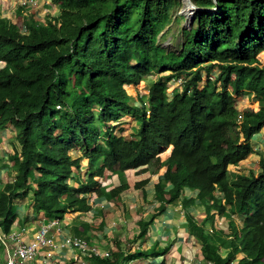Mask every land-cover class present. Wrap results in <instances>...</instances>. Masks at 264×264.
I'll use <instances>...</instances> for the list:
<instances>
[{
    "label": "trees",
    "instance_id": "obj_1",
    "mask_svg": "<svg viewBox=\"0 0 264 264\" xmlns=\"http://www.w3.org/2000/svg\"><path fill=\"white\" fill-rule=\"evenodd\" d=\"M51 1L57 14L30 16L26 31L0 9V130L13 126L17 141L9 155L16 177L0 188V225L11 229L15 200L28 194L50 220L88 211L96 182L71 183L84 157L90 168L99 162L93 181L105 168L154 167L173 145L164 163L175 170L157 184L158 198L202 202L205 219L189 220L205 264H264V157L258 173L228 170L255 153L251 141L264 128V0H192L199 8L178 48L164 38L184 17L176 14L181 0ZM209 65L216 75L204 78ZM143 79L147 97L137 104L127 86ZM172 81L179 85L170 92ZM235 94L253 95L259 109L241 115ZM124 116L138 126L128 131ZM187 189L196 197L183 196ZM212 211L229 218L228 232H209Z\"/></svg>",
    "mask_w": 264,
    "mask_h": 264
},
{
    "label": "crops",
    "instance_id": "obj_2",
    "mask_svg": "<svg viewBox=\"0 0 264 264\" xmlns=\"http://www.w3.org/2000/svg\"><path fill=\"white\" fill-rule=\"evenodd\" d=\"M15 3H20V0H0V9L3 11L8 4ZM135 122L133 121L134 124ZM3 130H0V151H4L9 145L8 139L1 134ZM10 147L14 151V146ZM171 151L172 147H168L160 153V163L154 167L142 166L124 172L118 168H105L95 175L93 181L90 178L93 171L90 173L92 168L88 165L89 159L84 157L82 167L74 171L71 183L77 188L87 182H96L93 191L87 194L90 209L67 213L62 218V230L54 227L50 231L55 242L59 245L65 242L67 237L82 236L90 245L113 253L117 264H205L202 243L198 236L191 232L189 220L191 218L196 223H201L205 219L206 208L202 202L195 199L193 204L185 207L184 197L172 203L167 202L169 194L164 195V200L158 198L157 184L169 167L175 170L173 164L164 163L170 157ZM7 155L9 157L11 154L7 152ZM73 155L77 157L81 153L74 150ZM2 157L0 154V158ZM259 157H264V153ZM16 174L14 168H0V188L7 182L14 181ZM124 183L127 188L114 196L108 195ZM170 187V183L165 184L167 190ZM196 195L197 191L189 189L183 194L189 198H195ZM212 213L213 219L220 222L218 215L221 213ZM49 221L45 213L37 209L32 194L15 200L11 228H25V237L31 238ZM235 222L239 223L238 218ZM210 226L211 224L208 228ZM1 256L3 255L0 251ZM89 258L79 249L58 246L53 259H48L42 250L33 264H91Z\"/></svg>",
    "mask_w": 264,
    "mask_h": 264
},
{
    "label": "rangeland",
    "instance_id": "obj_3",
    "mask_svg": "<svg viewBox=\"0 0 264 264\" xmlns=\"http://www.w3.org/2000/svg\"><path fill=\"white\" fill-rule=\"evenodd\" d=\"M181 5L177 8L176 14L177 15H183L184 17L182 19H180V21L174 22L170 25V30L168 31V33L166 34V37L164 38V44L165 45H169L171 48H178L179 44L181 43V29L182 27H188L190 28L194 19V13L196 10H194L190 5L189 2L186 0H181ZM189 5V7H188ZM20 4L19 3H15V4H8L6 6V8H4L3 10V15L10 18L13 22L17 23L18 26L20 27L21 30H25L26 28V22L27 19L30 16H35V18L41 22H45V18H47L49 15H55L58 12V6L57 5H53L51 0H38L37 5H33V6H29L27 9H25L24 11H20L19 9ZM260 59L262 60V62H264V52H262L259 55ZM4 65L3 62H0V68ZM215 66L213 65H209L206 71V74L204 78H206V76L209 74L210 76L215 77L216 75V71H215ZM76 83V81L74 82V84ZM147 80L143 79V81H141L138 84H131L127 86V89L129 91V93L132 96V99L134 101H136L137 104H141V100L147 97V89L148 86L146 85ZM179 85L178 81H172L170 83V88L169 91H173V89L175 87H177ZM144 90L146 92H144ZM140 92L144 93V95L140 96ZM235 98V102L236 105L238 107V109L240 110L241 115H243L244 113L248 112V111H257L260 107V102L255 99V97L253 95L249 96V95H243V94H235L234 95ZM123 122H125L124 124H129L127 127L128 131H132L133 128L135 129V127L137 126V123L135 122V124L133 123V119L132 118H128L127 116L123 117ZM112 124V123H111ZM122 124V123H121ZM121 124H117L118 126ZM123 125V124H122ZM238 131H236L235 129H233L231 131V136L232 138H237L239 136ZM2 136L7 138V142H9L8 148H4V151L1 150L0 154L3 155L2 158H0V168H13V161H11V159L8 157V154H12L13 153V148L10 147V145H13L15 147H17L16 144V132L13 126L8 125V127L6 129H4L2 131ZM2 137V138H3ZM256 138V139H255ZM243 138H241L239 140L240 143H242ZM6 142V143H7ZM252 143V147L254 149H256V153H254L253 155H250L247 159L243 160L240 165L239 168L238 167H229V173L232 169L237 168L239 170H244V171H248V169H253L256 173H258L260 171V155L262 153H264V128L262 129V131L260 133H258L251 141ZM8 150V151H7ZM87 162V160H86ZM96 166L95 168H92L90 170V173L93 171H95L97 169V167L99 166V162H96ZM241 166H243V168H240ZM116 168H118V166H116ZM216 171L218 172V170L216 169ZM92 172V173H93ZM243 173V171H241ZM220 173L218 172V175ZM219 214V212L217 213ZM222 214L218 215L219 217H221ZM225 227L227 226L226 223L224 224ZM226 230H229L228 228H226ZM218 231V229H217ZM0 264H4L3 259H0Z\"/></svg>",
    "mask_w": 264,
    "mask_h": 264
},
{
    "label": "built area",
    "instance_id": "obj_4",
    "mask_svg": "<svg viewBox=\"0 0 264 264\" xmlns=\"http://www.w3.org/2000/svg\"><path fill=\"white\" fill-rule=\"evenodd\" d=\"M38 0H20L22 6H35ZM27 30V27L24 31ZM63 219L50 220L42 225L37 232L31 237H25L27 230L25 228H11L6 230L0 225V251L3 256L4 264H33L37 261L40 252L45 251L48 259H53L59 247H69L79 249L89 257L110 256L109 251H102L92 245L89 241L81 236H70L65 242L57 244L51 234V229L57 227L59 231L63 227ZM61 245V246H60ZM0 257V258H1Z\"/></svg>",
    "mask_w": 264,
    "mask_h": 264
},
{
    "label": "clouds",
    "instance_id": "obj_5",
    "mask_svg": "<svg viewBox=\"0 0 264 264\" xmlns=\"http://www.w3.org/2000/svg\"><path fill=\"white\" fill-rule=\"evenodd\" d=\"M144 92H146L145 90H144ZM147 92H148V90H147ZM140 94V96H142V95H144V93H142V92H140L139 93ZM147 94V93H146ZM168 147H172V150H173V145H170V146H168ZM167 147V148H168ZM166 148V149H167ZM165 149V150H166ZM164 150V151H165ZM163 151V152H164ZM255 152H256V149H255ZM162 153V152H161ZM171 153H172V151H171ZM240 165V164H239ZM239 165L238 166H235V165H232V167H238L239 168ZM240 168H243V166H241ZM234 170H236V171H243V170H239V169H237V168H234ZM249 170H253V169H248V171ZM248 171H246V172H248ZM254 171V170H253ZM256 173V172H255ZM214 214H215V212H214ZM233 215V217H236L237 218V216L235 215V214H232ZM225 218V219H224ZM218 219L220 220V222H218L216 219L214 220H212V224H211V226L208 228L209 229V232H213V230L215 231V230H224V231H226V232H228L229 230H226V228H228L229 229V218L228 217H226V216H224V215H222L221 217H219L218 216ZM226 223V227H225V224ZM82 237V236H81ZM110 255H112V253L110 252ZM100 257V256H99ZM109 257V256H108Z\"/></svg>",
    "mask_w": 264,
    "mask_h": 264
},
{
    "label": "water",
    "instance_id": "obj_6",
    "mask_svg": "<svg viewBox=\"0 0 264 264\" xmlns=\"http://www.w3.org/2000/svg\"><path fill=\"white\" fill-rule=\"evenodd\" d=\"M188 1H189L190 6H191L194 10H197V9L199 8L198 6H196V5L193 3L192 0H188Z\"/></svg>",
    "mask_w": 264,
    "mask_h": 264
},
{
    "label": "bare ground",
    "instance_id": "obj_7",
    "mask_svg": "<svg viewBox=\"0 0 264 264\" xmlns=\"http://www.w3.org/2000/svg\"><path fill=\"white\" fill-rule=\"evenodd\" d=\"M186 1H188V0H186ZM189 2V1H188ZM190 5V4H189ZM189 5H188V7H189Z\"/></svg>",
    "mask_w": 264,
    "mask_h": 264
}]
</instances>
